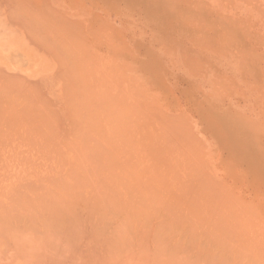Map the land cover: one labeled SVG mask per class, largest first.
Returning <instances> with one entry per match:
<instances>
[{
	"label": "rangeland",
	"instance_id": "374dc122",
	"mask_svg": "<svg viewBox=\"0 0 264 264\" xmlns=\"http://www.w3.org/2000/svg\"><path fill=\"white\" fill-rule=\"evenodd\" d=\"M0 26V264H264V0H0Z\"/></svg>",
	"mask_w": 264,
	"mask_h": 264
},
{
	"label": "bare ground",
	"instance_id": "6f19581e",
	"mask_svg": "<svg viewBox=\"0 0 264 264\" xmlns=\"http://www.w3.org/2000/svg\"><path fill=\"white\" fill-rule=\"evenodd\" d=\"M2 72H4V71L2 70ZM7 74H9V71H8ZM36 93H37V92H36ZM28 98H29V97H28ZM45 99H46V98H45ZM33 102H34V101H33ZM46 104H48V103H46ZM46 106H48V105H46ZM79 108H81V107H79ZM79 111L81 112V109H80ZM76 112H77V111H76ZM77 114H78V113H77ZM74 118H75V117H74ZM75 119H76V118H75ZM53 140H54V139H53ZM77 141H78V140H77ZM78 142H79V141H78ZM70 146H72V145H70ZM70 146H69V147H70ZM74 146H75V145H74ZM74 146H73L72 148H74ZM69 147H68V148H69ZM104 147H105V146H104ZM51 148H52V147H51ZM66 148H67V147H66ZM72 148H71V149H72ZM108 148H109V147H108ZM64 149H65V148H64ZM69 150H70V149H69ZM73 150H74V149H73ZM91 150H92V149H91ZM55 151H56V150H55ZM70 151H71V150H70ZM63 152H64V151H63ZM73 152H74V151H73ZM76 152H77V151H76ZM79 152H80V151H78L77 153H79ZM89 152H90V151H89ZM97 152H98V151H96L95 154H97ZM70 153L72 154V151H71ZM77 153L74 152V154H76V155H75L76 157L74 156V158H73V157H72V158H73V159L77 158L78 162H77V161L75 162V161H72L71 159H69V160H67V163L71 160V161H72V164L70 163L71 166H73V164H75V167H77V166L79 165L78 168H80V167L82 166V164H79V163H81V162L79 161V157H80L79 155H80V154L77 155ZM80 153H81V152H80ZM92 153H94V149H93ZM98 153H100V152H98ZM113 153H115V152H113ZM74 154H73V155H74ZM90 154H91V152H90ZM85 155H86V154H85ZM99 155H100V154H99ZM99 155H98V156H99ZM113 155H114V154H113ZM77 156H78V157H77ZM91 156H94V154L91 155ZM114 156H116V155H114ZM80 160H82V159L80 158ZM65 162H66V159H65L64 163H65ZM57 163H58V162H57ZM61 163H62V162H61ZM64 163H62V164H64ZM76 163H77V164H76ZM55 164H56V163H55ZM65 164H66V163H65ZM66 165H67V164H66ZM68 165H69V164H68ZM60 166H61V164H60ZM103 166H104V165H102V167H103ZM61 167H63V166H61ZM61 167H60V168H61ZM66 167H67V166H66ZM68 167L70 168V166H68ZM68 167H67V168H68ZM83 167H84V165H83ZM53 168H54V167H53ZM72 168H73V167H72ZM72 168H70V169H72ZM56 169H57V168H56ZM70 169H68L69 171H68V170H67V171H68V172H70V171H74L73 169H76V168H73L72 170H70ZM83 169H84V168H83ZM78 170H79V169H78ZM80 170H81V169H80ZM60 171H61V170H60ZM65 172H66V170H65ZM75 172H76V171L72 172V174L75 173ZM76 174H78V173H76ZM76 174H75V175H76ZM65 175H67V174L65 173ZM65 175H64V176H65ZM70 176L72 177L71 179H73L74 174H73V176H72V175H70ZM79 176H80V175H79ZM79 176H78V177H79ZM74 177H75V176H74ZM88 178H89V177H88ZM85 179H86V178H85ZM96 179H97V178H96ZM73 180H74V179H73ZM75 180H77V178H76ZM87 180H88V179H87ZM95 181H96V180H95ZM106 182H107V181H106ZM87 217H89V216L87 215ZM87 217H86V218H87ZM83 220H84V219H83ZM87 220H89V218H88ZM90 220H91V219H90ZM91 221H92V220H91ZM94 221H95V220H94ZM97 221H98V220H97ZM101 221H103V220H101ZM89 222H90V221H89ZM108 222H109V221H108ZM75 223H76V222H75ZM104 223H105V222H103V224H104ZM109 223H110V222H109ZM109 223H108V224H109ZM76 224H77V223H76ZM80 224H81V223L79 222V225H80ZM93 224H94V223H93ZM97 224H98V223H96V225H97ZM106 224H107V223H106ZM44 225H45V224H44ZM109 225H110V224H109ZM115 225H116V224H115ZM49 226H50V225H49ZM51 226H52V225H51ZM51 226H50V227H51ZM60 226H61V225H60ZM71 226H72V225H71ZM71 226H69V227H71ZM94 226H95V225H94ZM102 226H103V225H102ZM37 227H38V223H37ZM56 227H57V226H56ZM81 227H82V226H81ZM42 228H43V227H42ZM48 228H49V227H48ZM59 228H60V227H59ZM77 228H78V226H77ZM50 229H51V228H50ZM67 229H68V228H67ZM67 229H66V230H67ZM37 230H38V228H37ZM43 230H44V228H43ZM61 230H62V229H61ZM63 230H64V228H63ZM70 230H71V229H70ZM79 230H80V229H79ZM112 230H113V226H112ZM41 231H42V230H41ZM41 231H40V232H41ZM85 231H86V230H85ZM92 231L94 232L93 229H92ZM98 231H99V230H98ZM100 231H101V230H100ZM104 231H105V227H104ZM108 231H109V230H108ZM34 232H35V231H34ZM34 232H33V234H34ZM36 232H37V231H36ZM69 232H70V231H69ZM69 232H68V233H69ZM100 233H102V232H100ZM111 233H112V232H111ZM117 233H118V230H117ZM134 233H135V232H134ZM41 234H42V233H41ZM54 234H55V233H54ZM88 234H89V233H88ZM114 234H115V233H114ZM114 234H113V235H114ZM37 235H38V234H37ZM37 235H35V236H37ZM67 235H68V234H67ZM76 235H77V234H76ZM79 235H80V234H79ZM100 235H101V234H100ZM115 235H116V234H115ZM32 236H33V235H32ZM53 236H54V235H53ZM101 236H102V235H101ZM158 236H159V235H158ZM33 237H34V236H33ZM50 237H51V236H50ZM77 237H78V236H77ZM77 237H76V238H77ZM92 237H93V236H92ZM110 237H111V236H110ZM29 238H30V237H29ZM37 238H38V236H37ZM54 239H55V238H54ZM57 239H58V238H57ZM64 239H65V238H64ZM71 239H73V238H71ZM78 239H79V238H78ZM101 239H102V238H101ZM104 239H105V238H104ZM111 239H112V238H111ZM114 239H115V237H114ZM34 240L37 241L36 238H34ZM38 240H39V238H38ZM73 240H74V239H73ZM109 240H110V238H109L107 241H109ZM35 241H34V242H35ZM55 241H56V240H55ZM131 241L133 242L132 239H131ZM131 241H129V242H131ZM138 241H139V240H138ZM167 241H168V240H167ZM167 241H166V242H167ZM37 242L40 243V241H37ZM71 242H72V241H71ZM114 242H115V241H114ZM159 242H160V241H159ZM42 243H44V241H43ZM53 243H54V242H53ZM60 243H61V242H60ZM86 243H87V242H86ZM115 243H116V242H115ZM123 243H124V242H123ZM127 243H128V242H127ZM136 243H137V242H136ZM136 243H134V245H133V244H132V245L135 247ZM37 244H38V243H37ZM116 244H117V243H116ZM128 244H129V243H128ZM128 244H127V245H128ZM71 245H72V243H71ZM74 245H75V244H74ZM84 245H85V244H84ZM127 245H126V246H127ZM37 246H38V245H37ZM58 246H59V245H58ZM68 246H69V245H68ZM137 246H138V245H137ZM139 246H140V245H139ZM172 246H173V245H171V247H172ZM61 247H62V246H61ZM155 247H156V246H155ZM45 248H46V247H45ZM55 248H56V247H55ZM105 248H106V247H105ZM109 248H110V247H109ZM127 248H130V249H131L132 247L127 246ZM67 249H68V248H67ZM82 249H83V248H82ZM132 249H133V248H132ZM132 249H131V250H132ZM159 249H160V248H159ZM56 250H57V249H56ZM109 250H110V249H109ZM134 250H135V248H134ZM160 250H161V249H160ZM171 250H172V249H171ZM83 251H84V250H83ZM138 251H139V250H138ZM161 251H162V250H161ZM173 251H174V249H173ZM68 252H69V251H68ZM71 252H72V251H71ZM77 252H78V251H77ZM99 252H101V251H99ZM108 252H109V251H108ZM163 252H164V250H163ZM166 252H167V251H166ZM92 253H93V252H92ZM134 253H138V252H135V251H134ZM153 253H155V251H154ZM160 253H161V252H159V254H160ZM44 254H45V253H44ZM56 254H57V253H56ZM70 254H71V253H70ZM70 254L68 253L67 255H70ZM90 254H91V253H90ZM90 254H89V255H90ZM116 254H117V253H116ZM124 254H125V253H124ZM162 254H163V253H162ZM169 254H170V253H169ZM46 255H47V254H46ZM57 255H58V254H57ZM71 255H72V254H71ZM91 255H92V254H91ZM98 255H99V254H98ZM109 255L111 256V254H108V256H109ZM117 255H118V254H117ZM157 255H158V254H157ZM157 255H156V256H157ZM72 256L74 257V254H73ZM94 256H96V255H94ZM101 256H102V255H101ZM103 256H105V255L103 254ZM103 256H102V257H103ZM110 256H109V257H110ZM120 256H121V255H120ZM120 256H119V257H120ZM128 256H129V255H128ZM156 256L153 255V257H156ZM158 256H159V255H158ZM23 257H24V256H23ZM48 257H49V256H48ZM66 257H67V256H66ZM106 257H107V256H106ZM109 257H108V258H109ZM119 257H118V258H119ZM126 257H127V254H126ZM167 257H168V256H167ZM167 257H164V256H163V258H167ZM173 257H175V256H173ZM59 258H60V257H59ZM82 258H84V257H82ZM89 258L92 259V257H89ZM89 258H88V260H87V263H78V264H92V263H88V261L90 260ZM96 258H98V256H97ZM99 258H100V257H99ZM103 258H104V257H103ZM127 258H128V257H127ZM133 258H134V257H133ZM177 258H178V257H177ZM64 259H65V258H64ZM93 259H94V258H93ZM123 259H124V258H122V260H123ZM154 259H155V261H156V260L158 261L157 258H154ZM160 259H161V258H160ZM167 259H168V258H167ZM169 259H171V258H169ZM65 260H66V259H65ZM100 260H101V258H100ZM110 260H111V259H110ZM119 260H121V259H119ZM122 260H121V261H122ZM127 260H128V259H127ZM129 260H131V259L129 258ZM163 260H164V259H163ZM93 261H94V260H93ZM108 261H109V259H108ZM116 261H117V259H116ZM123 261H124V260H123ZM169 261H170V260H169ZM171 261H172V260H171ZM59 262H60V261H59ZM61 262H62V261H61ZM90 262H91V261H90ZM96 262H97V261H96ZM164 262H166V261H163V262H162V259H161V261L159 260L158 263L165 264ZM179 262H180V261H179ZM134 263H135V261H134ZM158 263H157V264H158ZM167 263H168V262H167ZM167 263H166V264H167ZM170 263H171V262H170ZM59 264H60V263H59ZM62 264H77V263H75L74 260L71 261V260L68 259L67 262L63 260V263H62ZM94 264H95V263H94ZM98 264H99V263H98ZM101 264H102V262H101ZM106 264H109V263L106 261ZM110 264H112V262H111ZM115 264H116V263H115ZM117 264H120V263H117ZM121 264H123V263H121ZM175 264H176V263H175ZM184 264H185V261H184Z\"/></svg>",
	"mask_w": 264,
	"mask_h": 264
},
{
	"label": "crops",
	"instance_id": "0c3cea01",
	"mask_svg": "<svg viewBox=\"0 0 264 264\" xmlns=\"http://www.w3.org/2000/svg\"><path fill=\"white\" fill-rule=\"evenodd\" d=\"M1 28L2 27L0 26V36H2V35H8L9 36V34H12L14 36L15 33L13 31H11L10 29L7 30L5 28H3V29H1ZM14 38H17L16 35L14 36Z\"/></svg>",
	"mask_w": 264,
	"mask_h": 264
}]
</instances>
